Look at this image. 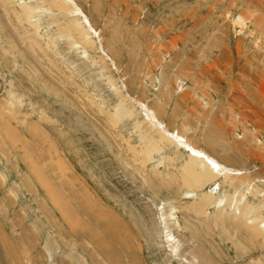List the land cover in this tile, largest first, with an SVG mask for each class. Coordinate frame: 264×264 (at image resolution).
Segmentation results:
<instances>
[{
  "label": "rangeland",
  "instance_id": "1",
  "mask_svg": "<svg viewBox=\"0 0 264 264\" xmlns=\"http://www.w3.org/2000/svg\"><path fill=\"white\" fill-rule=\"evenodd\" d=\"M0 264H264V0H0Z\"/></svg>",
  "mask_w": 264,
  "mask_h": 264
},
{
  "label": "bare ground",
  "instance_id": "2",
  "mask_svg": "<svg viewBox=\"0 0 264 264\" xmlns=\"http://www.w3.org/2000/svg\"><path fill=\"white\" fill-rule=\"evenodd\" d=\"M196 155V154H195ZM195 157V156H194ZM193 157V158H194ZM197 157V156H196ZM193 158H191L190 159V161L193 159ZM194 159H196L197 160V158H194ZM195 161V160H194ZM196 162V161H195ZM197 164V163H196ZM192 165V164H191ZM191 165L189 164V165H187V167L186 168H183V173H184V178H185V176H187L188 177V170H191L192 169V167H191ZM213 170V169H212ZM207 171V170H206ZM219 171V170H218ZM216 173V175H217V171L215 172ZM210 174H212L213 175V173H210ZM216 175H213V177L215 178L216 177ZM200 179V178H199ZM187 180V179H186ZM189 181V180H188ZM189 182H191V181H189ZM186 184H188V183H186ZM194 187V186H193ZM192 188V187H191ZM207 199V198H206Z\"/></svg>",
  "mask_w": 264,
  "mask_h": 264
}]
</instances>
